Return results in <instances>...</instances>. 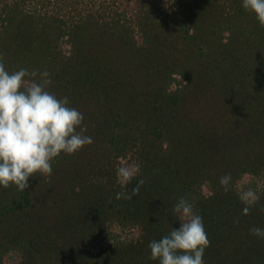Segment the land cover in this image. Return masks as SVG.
I'll return each mask as SVG.
<instances>
[{
    "label": "trees",
    "instance_id": "trees-1",
    "mask_svg": "<svg viewBox=\"0 0 264 264\" xmlns=\"http://www.w3.org/2000/svg\"><path fill=\"white\" fill-rule=\"evenodd\" d=\"M132 1L0 0L6 70H47L93 139L25 191L0 186V264H159L149 244L179 229L181 197L204 264H264L250 234L264 229V27L242 0ZM120 164L139 165L130 192L145 181L131 200L116 199Z\"/></svg>",
    "mask_w": 264,
    "mask_h": 264
},
{
    "label": "clouds",
    "instance_id": "clouds-1",
    "mask_svg": "<svg viewBox=\"0 0 264 264\" xmlns=\"http://www.w3.org/2000/svg\"><path fill=\"white\" fill-rule=\"evenodd\" d=\"M242 6L264 27V0H242ZM2 61L0 57V186L15 185L25 191L30 177L52 173L53 159L61 153L72 155L92 144L93 139L83 134L87 131L81 127L84 117L68 106L67 97L58 99L47 90L51 84L47 70L29 72L21 68L10 73ZM139 171L136 164L117 167V183L122 191L116 199L131 200L139 195L143 179L131 192L128 188ZM230 182V175L220 178L225 193ZM239 199L245 205L243 214L248 215L259 196L248 188L239 192ZM173 216L180 222L179 229L172 228L149 244L150 259L158 260L159 264H204L210 241L194 204L181 197L173 208ZM250 234L264 238V229L253 227Z\"/></svg>",
    "mask_w": 264,
    "mask_h": 264
},
{
    "label": "rangeland",
    "instance_id": "rangeland-1",
    "mask_svg": "<svg viewBox=\"0 0 264 264\" xmlns=\"http://www.w3.org/2000/svg\"><path fill=\"white\" fill-rule=\"evenodd\" d=\"M119 1H121V3H122L121 4L122 8L131 9L135 5L134 1H132V0H119ZM243 183H244V181L239 182L241 188H243ZM19 260H20V256L18 254H15V253H9L7 256H5V263L6 264H17L19 262Z\"/></svg>",
    "mask_w": 264,
    "mask_h": 264
}]
</instances>
